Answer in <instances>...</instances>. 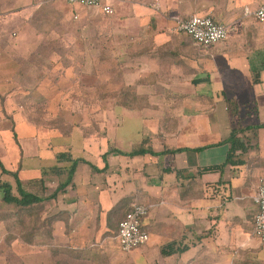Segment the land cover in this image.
I'll return each mask as SVG.
<instances>
[{"label":"crops","instance_id":"crops-1","mask_svg":"<svg viewBox=\"0 0 264 264\" xmlns=\"http://www.w3.org/2000/svg\"><path fill=\"white\" fill-rule=\"evenodd\" d=\"M47 2L63 5L65 15L75 9L80 11L75 18L87 19L88 23L101 25L111 21L137 34L146 33V37L136 42L148 48L145 54L155 57L156 64L157 58H161V65L151 71L161 73V85L172 89L162 90V94H196L190 100L192 105H188L193 111H204L195 115L192 123L177 129L173 137L169 134L156 137L152 149L161 152L160 156L128 158L103 153L102 159L107 157L106 162L103 159L104 167L110 171L109 167L116 166V172L106 177L103 175L106 171L101 172V162L93 164L99 169L97 173L82 163L84 176H80L79 184L74 181L78 200L68 202L70 205L65 208L69 211L75 208L77 213L55 222L51 251L62 250L68 254L74 246H79L76 244L85 243L86 258L91 251L89 247L100 235L106 239L104 253H111L108 245L111 233L119 230L120 220L134 204H143L152 207L143 220L150 241L135 251V264H151V261L154 264H258L264 261V243L254 235L259 212L254 198L264 178V48L258 45L259 56L251 55L254 42L264 32V27L259 26L264 23L245 16L246 9L255 11L264 0H120L115 3L112 16L65 1L0 0V95L5 97L2 109H13L14 100L18 110L13 117L14 128L31 129L28 135L23 134L27 142L18 132L20 157L16 163L8 160L7 151L0 156V161L6 171L17 172L28 192L36 190L43 180L42 160L48 156L43 150L40 124L25 114V106L33 99L39 100L35 94L41 95L42 88H31L25 82L12 86L14 73L9 59L13 57L10 55L15 51V42L20 45L24 40L18 38L14 42L8 34L18 36L27 13ZM193 15H208L219 23L240 26L227 41L208 49L194 40L169 36L173 21L177 23ZM247 47L251 50H244ZM146 73L150 75V69ZM11 95L18 97L15 100ZM240 128L249 129L243 136L250 149L245 153L238 151L240 156L235 158L243 163L209 171L227 162L231 149L228 139L233 130ZM178 149L182 151L164 153ZM109 155L113 162L109 161ZM4 183L11 184L13 191L17 187L15 178L0 167V185ZM3 198L0 189V205L4 203ZM76 223L80 225L75 226ZM52 260L58 264V258L52 257Z\"/></svg>","mask_w":264,"mask_h":264},{"label":"rangeland","instance_id":"rangeland-1","mask_svg":"<svg viewBox=\"0 0 264 264\" xmlns=\"http://www.w3.org/2000/svg\"><path fill=\"white\" fill-rule=\"evenodd\" d=\"M64 8L63 5L47 2L35 10L31 9L25 17V24L19 29V37H12L11 32L8 34L14 42L18 38L24 40L20 45L15 42V51L10 55L13 57L9 59L14 73L12 86L18 87L20 82H25L31 88H42L41 95L35 94L39 100L30 99L29 105L25 106V114L40 124L43 150L48 155L42 160L43 185L40 182L34 190L37 194H44V197L54 193L60 180L67 178L72 162H60V154L73 159L85 155L91 164L101 162V172L106 171L103 174L106 177L116 172V166L107 170L103 153H111L114 149L131 152L135 146L152 149L157 136L169 134L173 137L177 129L185 123H192L195 115L204 112L193 111L188 105H192L190 100L193 101L196 94H162V90L170 92L172 89L161 85V73L158 75L156 71H151L160 66L162 60L157 58L156 64L155 57L145 54L148 48L136 42L146 37V33L137 34L111 21L101 25L88 23L87 19L75 18L80 11L75 9L65 15ZM177 26L178 22L173 21L170 37L193 40L180 32ZM255 32L253 30L254 35ZM259 35L257 38L260 41L254 39L252 51L255 50L251 53L257 57L258 45L264 48V32ZM250 40L253 42V39ZM249 49L251 47L244 50ZM147 69H150V75L146 73ZM56 84L60 85L59 88L55 87ZM11 97L15 99L18 96ZM3 98L0 95V156L7 151L8 160L16 163L20 157L19 133L27 142L23 134L28 135L31 129L22 126L14 128L13 117L18 112L16 102L12 99L13 109L3 110ZM111 159L109 161L113 162ZM80 165L74 178L78 184L85 173V164ZM55 167L62 171L60 178L50 173L44 175ZM96 171L95 168L92 172ZM109 182L106 179V183ZM77 188L74 182L55 200L28 209L1 204L0 264H54L52 257L58 258V264H135V251L131 254L121 251L116 238L117 229L111 233L108 243L113 253H104L106 239L100 235L89 247L91 251L86 258L85 243L76 244L79 246H74L75 249L69 250L68 254L62 250L51 251L55 222L65 215L77 213L75 208L72 211L65 209L70 205L68 202L78 197ZM13 192L18 193L16 186ZM151 264L154 262L151 261ZM258 264H264V261Z\"/></svg>","mask_w":264,"mask_h":264},{"label":"built area","instance_id":"built-area-1","mask_svg":"<svg viewBox=\"0 0 264 264\" xmlns=\"http://www.w3.org/2000/svg\"><path fill=\"white\" fill-rule=\"evenodd\" d=\"M69 4H78L86 8H94L104 14H115V3L120 0H56ZM245 16H253L260 24L264 23V2L253 12L246 9ZM239 24H222L211 16L193 15L188 20L178 21V30L190 36L203 48L208 49L221 42L227 41L239 29ZM255 202L259 212L255 218L254 235L264 243V178L261 179ZM151 208L143 204H134L119 224L117 241L125 254L146 246L150 241V234L145 229L143 220L148 216Z\"/></svg>","mask_w":264,"mask_h":264},{"label":"trees","instance_id":"trees-1","mask_svg":"<svg viewBox=\"0 0 264 264\" xmlns=\"http://www.w3.org/2000/svg\"><path fill=\"white\" fill-rule=\"evenodd\" d=\"M248 130H249L248 128H240L238 130H233L230 138L228 139L229 143L231 144V149H230L229 154H228L227 162L224 165H222L220 167L212 168L209 171H218V170L221 171L229 165L234 166V165H241L243 163L241 160L235 161V158H239V156H240V155H237L238 151H240L241 153H245L250 149L248 141L243 136V134ZM240 135H241V137H240ZM179 151H182V149H178V150H174V151H165L164 153L174 154V153H177ZM111 152L118 154V155H121V156L128 157V158L144 156L147 154H150L152 156H160L161 155V152H155L153 149L146 148L143 146H141V147L135 146V148L131 152H123V151L117 150V149H114ZM59 159H60V162H63L65 160L72 162L71 167L67 172V178L65 180H60L61 182L58 185V187L56 188V191L54 193H52L50 196L46 195V197L43 196L44 194L43 195L37 194L36 191H32V192L26 191L22 185V181L19 179L17 172L6 171L3 164L0 161V167L2 168V171L4 173L9 174L12 177H14L16 182H17V187H18V195L17 194L15 195L13 193V188H12L11 184L4 183V184L0 185V189H2L3 193H4V198H3L4 204L14 206L16 208L28 209V208L34 207L36 205H42L44 203H49L52 200H55L59 194L65 193L67 188L74 185V176L76 174L78 166L81 163L88 164L91 167H93L94 169L96 168L93 164H91L89 161H87L84 158L73 159L72 157L68 158V156L66 154H60ZM104 159H105V161L107 160L106 155H105ZM96 170L99 171V169H97V168H96ZM49 173L51 175L53 174L59 178L63 175L62 171L57 167L52 168V170H50V172H45L44 175H49ZM41 185H43V180H41ZM44 186H45V184H44ZM123 218H122V220H123ZM122 220H120V222ZM120 222H119V224H120ZM118 229H119V227H118ZM118 231H117V234H118ZM51 239H52V236H51Z\"/></svg>","mask_w":264,"mask_h":264}]
</instances>
